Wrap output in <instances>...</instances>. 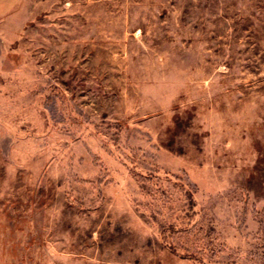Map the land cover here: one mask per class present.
I'll return each instance as SVG.
<instances>
[{
    "label": "rangeland",
    "instance_id": "rangeland-1",
    "mask_svg": "<svg viewBox=\"0 0 264 264\" xmlns=\"http://www.w3.org/2000/svg\"><path fill=\"white\" fill-rule=\"evenodd\" d=\"M0 264H264V0L0 18Z\"/></svg>",
    "mask_w": 264,
    "mask_h": 264
},
{
    "label": "crops",
    "instance_id": "crops-1",
    "mask_svg": "<svg viewBox=\"0 0 264 264\" xmlns=\"http://www.w3.org/2000/svg\"><path fill=\"white\" fill-rule=\"evenodd\" d=\"M22 0H0V18L14 11Z\"/></svg>",
    "mask_w": 264,
    "mask_h": 264
}]
</instances>
